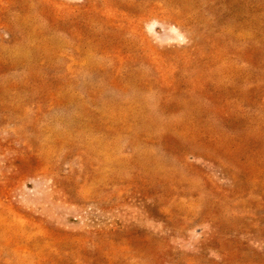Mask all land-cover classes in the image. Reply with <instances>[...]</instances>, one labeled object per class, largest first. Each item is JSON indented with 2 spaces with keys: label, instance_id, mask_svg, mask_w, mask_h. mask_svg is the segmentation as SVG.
I'll list each match as a JSON object with an SVG mask.
<instances>
[{
  "label": "rangeland",
  "instance_id": "374dc122",
  "mask_svg": "<svg viewBox=\"0 0 264 264\" xmlns=\"http://www.w3.org/2000/svg\"><path fill=\"white\" fill-rule=\"evenodd\" d=\"M0 264H264V0H0Z\"/></svg>",
  "mask_w": 264,
  "mask_h": 264
}]
</instances>
